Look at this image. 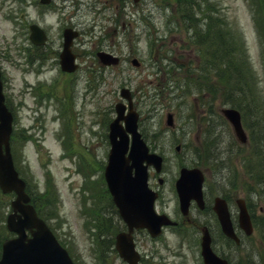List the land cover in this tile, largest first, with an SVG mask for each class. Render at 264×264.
<instances>
[{
  "label": "rangeland",
  "instance_id": "rangeland-1",
  "mask_svg": "<svg viewBox=\"0 0 264 264\" xmlns=\"http://www.w3.org/2000/svg\"><path fill=\"white\" fill-rule=\"evenodd\" d=\"M32 1L0 0L2 89L14 116V133L18 134L12 140L11 151L31 194L35 190L36 195L42 193L51 201L54 190L58 215L47 218V222L71 250L75 261L124 264L110 246L105 247V261L96 258L82 210L91 205L98 214L93 223L103 220L102 210L109 208L108 196L100 192L83 201L85 178L78 163L86 159L99 168L100 161L106 160L107 124L114 116L115 102L120 100L119 89L127 87L141 113L146 141L164 158L159 174L164 179L160 185L162 197L157 205L173 216L178 209L173 187L180 166L201 168L204 184L218 180V185L223 182L232 189L234 198H251L254 230L249 237L240 234L241 244L231 247L230 254L236 264H264V9L259 0H189L185 7L178 0H142L137 6L128 0L58 1L61 11L44 9L49 12L47 21L40 18L42 14L37 21L46 26L52 50L60 43L66 22L80 31L74 40L78 68L72 75L62 74L52 55L43 63L28 64L21 53V46H27L28 41L26 11L31 19L38 15L33 8L25 10V2ZM180 14L190 16L201 30L208 23L213 32L211 39L215 38L217 25L228 30L239 40L238 49L228 45L221 52L217 46L209 48L211 62H206L201 46L189 41L183 46L182 39L188 40L191 28L186 20L176 28ZM98 50L118 56L119 63L99 64L95 57ZM131 57H136L140 65L133 66ZM243 57L249 78L224 79L220 72L227 66L233 69V63L243 64ZM181 64V70L174 73L186 78L175 73L167 79L166 70ZM176 84L178 88H174ZM253 88L254 98H246L244 92L250 97L249 90ZM42 89L45 95L39 99L36 90ZM57 97L67 103L66 117L62 116L64 108ZM223 106L241 111L248 143L236 140L220 113ZM168 112L173 115V126L165 124ZM22 129L30 134L29 139L21 137ZM66 130L72 148L69 155V145L63 143ZM47 171L51 178H47ZM95 173L97 177L96 169L91 177ZM153 175L152 171L151 188L157 184ZM11 197L0 194V243L8 235L4 225ZM194 215L195 209L191 210V217ZM109 219L112 229L117 221ZM196 239L183 237L172 228L154 240L145 231L135 234L136 247L144 255L143 264L160 260L166 264H201ZM216 241L224 246L220 237Z\"/></svg>",
  "mask_w": 264,
  "mask_h": 264
},
{
  "label": "water",
  "instance_id": "water-1",
  "mask_svg": "<svg viewBox=\"0 0 264 264\" xmlns=\"http://www.w3.org/2000/svg\"><path fill=\"white\" fill-rule=\"evenodd\" d=\"M76 34L71 29H66L63 33L64 45L60 63L62 69L67 71L76 68L75 56L70 51L71 40ZM33 35L34 31L32 37ZM97 55L103 64H115L118 61L117 57L107 52L100 51ZM132 63L138 64L136 59H133ZM119 92L127 99L129 109L124 114L125 105L122 102L115 104L116 117L109 124L110 150L105 167V179L119 207V212L127 224V231H121L116 235L115 247L128 264H135L138 254L132 242L133 228L145 227L151 235L155 236L160 233L161 224L173 222L163 215H156L152 210L155 194L147 187V167L153 165L155 170L159 171L162 157L155 152H149L146 142L137 129L138 113L132 108L129 89L123 87ZM222 113L231 123L236 137L241 142H245L246 137L240 124L238 111L233 108H224ZM121 119L124 121V126L120 123ZM172 120V114L168 113L166 123L171 125ZM11 121L12 115L4 103L0 80V188L3 192L16 193V197L11 201L12 211L7 215L6 226L10 231L17 233V236L3 241L0 264H75L44 221L37 216L34 207L28 203L29 196L24 189L25 182L18 177L9 151ZM129 134L131 135L130 146ZM132 169H134L133 175H131ZM202 180L203 176L199 169L186 167L180 169L175 186L182 211L186 210L191 197L201 196ZM238 202L239 224L246 233H250L249 216L241 201L238 200ZM215 209L224 232L235 238L222 201L216 200ZM26 230L30 232V237ZM209 243L208 235L204 234L201 240V255L204 263L227 264L225 260L218 258L212 252Z\"/></svg>",
  "mask_w": 264,
  "mask_h": 264
},
{
  "label": "trees",
  "instance_id": "trees-1",
  "mask_svg": "<svg viewBox=\"0 0 264 264\" xmlns=\"http://www.w3.org/2000/svg\"><path fill=\"white\" fill-rule=\"evenodd\" d=\"M179 2H181L184 7L187 6L189 0H178ZM260 4V8L264 9V0H259ZM206 11H202V17L204 18L206 15ZM211 17V16H210ZM185 20L187 21V25H194L197 26V22L195 21V23L192 21L190 16H186ZM211 30V29H210ZM228 30L222 29L221 26L217 25V29L215 31V38L211 39V35L212 33L208 30V32H202L201 29H198L196 31L197 37L201 38L202 35L205 36L206 35V39L205 41L207 42L208 46L211 48H215L217 46L218 51L221 52L223 46L225 47L226 45L233 47L234 49H238L239 46V40L236 38L235 35H232L231 32H227ZM230 33V34H229ZM213 40V41H212ZM200 41H203V39H201ZM215 41V42H214ZM216 43V44H215ZM242 63H238V64H234L233 63V69L230 66H227V68H225L224 70H222L220 72V74L222 75V77L224 79H229L230 77L233 78H238V77H243L244 79H248L250 74L247 72V69L249 70V68L246 66V60L243 57L242 58ZM235 71V73H233V71ZM172 84V82H170ZM174 86H179L178 84L174 85ZM250 92V97L246 94V92H244L245 97L246 98H254V93H255V88H253L252 90H249ZM254 92V93H253ZM259 123V122H258ZM257 123V125H258ZM259 131H261V129H259ZM21 137H26L25 135H22ZM17 139L18 138V134L17 136L15 135V133L12 135L11 139ZM49 185V184H48ZM49 187H47L45 190H48ZM53 191V195L54 199L56 198V195L54 194V190ZM33 202L34 205L37 209V212L40 216H42L43 218H45L47 220V218L52 219V217L55 216L57 217V211L54 209L55 206V201L54 199L49 201V198H45V195L38 194L36 195V191L33 190ZM49 206V207H48Z\"/></svg>",
  "mask_w": 264,
  "mask_h": 264
},
{
  "label": "flooded vegetation",
  "instance_id": "flooded-vegetation-1",
  "mask_svg": "<svg viewBox=\"0 0 264 264\" xmlns=\"http://www.w3.org/2000/svg\"><path fill=\"white\" fill-rule=\"evenodd\" d=\"M53 1L54 0H49L46 4H41L40 3V5L48 8V7H50L53 4ZM43 15L46 16V14H43ZM42 18H44L46 20L45 17H42ZM44 27L46 28V26H44ZM59 47H61V43H58L57 47L55 48L57 55L59 54V52H58V48ZM44 48H46V47H44ZM157 179H159V178L157 177L156 180ZM159 192H158V198H159V194H160ZM215 195H217V193L214 192L212 196H215ZM158 198H157V200L155 202L156 203L155 206H156L158 212H163V208H159L157 206ZM224 198H225V200L227 201V204H228L231 221L234 224H237V211L235 209H233V207L231 206V201H228V196H225ZM107 202H108L109 208L105 209V210H107L106 215H108V216L110 215L111 217H114L115 219H117L119 222H122L121 218L118 215L117 209L115 208L114 204H112L111 201H107ZM191 204H193L192 207H191V210H192V208L195 209V215L193 217H196V218H192V217L189 216V217L185 218V220H186L185 222H187V224H191L193 221L197 220V221H199L201 223V226L199 228L203 229V227H207V229L210 231V234H211V237H212L211 238L212 239V245L215 246V249H216L217 253L221 257L229 259L230 258L229 257L230 245H225L224 244V246H223V244L220 245L216 241L219 225H218V220H217L216 213L212 209V205L211 204H209V206L207 205L208 204V198L205 196V205H204V207L202 209H199L195 205V203H191ZM105 210H104V212H105ZM176 216L179 219L178 213H176Z\"/></svg>",
  "mask_w": 264,
  "mask_h": 264
}]
</instances>
